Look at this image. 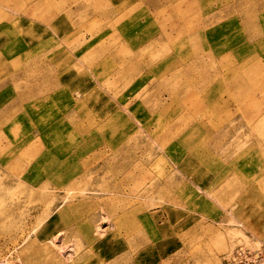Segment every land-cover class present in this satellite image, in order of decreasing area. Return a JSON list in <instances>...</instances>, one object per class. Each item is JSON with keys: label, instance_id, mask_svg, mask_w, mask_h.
<instances>
[{"label": "rangeland", "instance_id": "374dc122", "mask_svg": "<svg viewBox=\"0 0 264 264\" xmlns=\"http://www.w3.org/2000/svg\"><path fill=\"white\" fill-rule=\"evenodd\" d=\"M235 78L264 88V0H0V264L264 249V121L224 127Z\"/></svg>", "mask_w": 264, "mask_h": 264}, {"label": "bare ground", "instance_id": "6f19581e", "mask_svg": "<svg viewBox=\"0 0 264 264\" xmlns=\"http://www.w3.org/2000/svg\"><path fill=\"white\" fill-rule=\"evenodd\" d=\"M251 81H252V78H235L236 92L234 95H231L227 86L223 88L222 90V114L224 118L223 119L224 127H227L229 122L236 116L240 117V119L243 120L247 128L251 130L257 129V127L263 123L264 109L261 107V104L264 102V88L262 89L261 87H259L260 88L259 90L255 89V92L251 93L250 91L251 86H252ZM257 93L259 94L260 100L257 99V95H256ZM244 124H242V128ZM230 133L232 134V132ZM237 135L240 136L241 134L240 135L237 134ZM225 140L223 141L224 142L223 150H224V153L226 152L225 154V158H226L228 154L227 152H230L228 151L230 145L226 142L228 139L226 141ZM238 152L239 151H237V153ZM235 159L236 157H234V160ZM229 162H227V164ZM228 175H229L228 166H226L223 170L222 178L226 180L228 178Z\"/></svg>", "mask_w": 264, "mask_h": 264}, {"label": "built area", "instance_id": "2783aa9c", "mask_svg": "<svg viewBox=\"0 0 264 264\" xmlns=\"http://www.w3.org/2000/svg\"><path fill=\"white\" fill-rule=\"evenodd\" d=\"M222 264H264V249L237 246L223 257Z\"/></svg>", "mask_w": 264, "mask_h": 264}]
</instances>
